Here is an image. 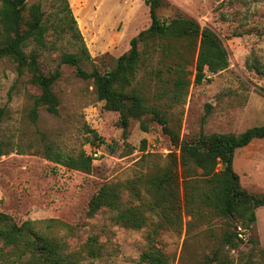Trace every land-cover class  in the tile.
Returning a JSON list of instances; mask_svg holds the SVG:
<instances>
[{"label":"rangeland","instance_id":"374dc122","mask_svg":"<svg viewBox=\"0 0 264 264\" xmlns=\"http://www.w3.org/2000/svg\"><path fill=\"white\" fill-rule=\"evenodd\" d=\"M36 1L51 10V0H28V5ZM70 4L90 53L91 59L82 63L88 71L115 68L119 57L130 50L131 40L152 22L146 0H70ZM158 15L162 20L183 15L214 30L229 51L230 64L217 73L208 72L197 83V52H186L185 42L173 43L172 50H182L192 60L187 67L191 85L180 99H173L176 75L169 67L176 58L165 56L166 42L147 40L139 46L145 60L127 91L135 89L158 105L181 142L264 124V0H163ZM62 45L76 50L67 41ZM40 62L45 72L61 70L54 85L60 106L58 114L41 106L34 119L40 90L29 74L19 75L11 58H0V109L6 110L0 130V212L19 225L32 221L64 252L76 253L78 264H149L143 254L155 250L162 251L169 264H264V206L257 209L251 229L211 213L193 218L185 207L182 229L164 224L148 206L152 199L148 177L165 167L170 155H179L171 137L150 115L130 118L124 131L121 113L107 109L93 80L61 63L59 51L44 52ZM48 147L72 157L85 153L92 159L91 170L70 169L48 159ZM94 149H99V157L91 155ZM234 169L244 188L264 195V138L236 150ZM107 184L119 185L125 207L142 209L143 227L116 222V212L108 208L90 214L93 196ZM235 229L240 240L234 238L238 246L231 248L224 234ZM94 238L95 256L88 254ZM16 264L27 262L24 258Z\"/></svg>","mask_w":264,"mask_h":264},{"label":"trees","instance_id":"16d2710c","mask_svg":"<svg viewBox=\"0 0 264 264\" xmlns=\"http://www.w3.org/2000/svg\"><path fill=\"white\" fill-rule=\"evenodd\" d=\"M50 3L49 12L44 9L42 1L28 5V0H2L0 5V58H11L19 75L29 74L30 81L40 90L32 111L33 118L38 117L41 106L52 114L59 113L60 100L54 85L61 77V70L57 68L45 72L40 62L44 52L59 51L61 63L75 66L78 76L92 79L98 98L105 102V107L121 113L124 131L129 126L130 118L141 120L150 115L179 148V155H170L169 163L148 177V190L152 196L148 206L164 224L172 223L182 229V208L185 207V213L193 218L200 219L211 213L238 220L244 229H251L257 221V209L264 206V195L250 192L242 186L240 175L234 169V157L237 149L249 145L255 139L264 138V124L241 133L202 134L197 141L181 142L179 134L173 132L169 118L158 105L149 103L135 89L127 91L145 60L139 48L140 43L147 40L166 42L163 45L165 56L172 54L176 58L175 65L169 67L176 75L172 98L180 99L191 85L187 67L192 60L182 50H172L171 45L185 42L186 52H197L195 82L202 83L208 72L217 73L230 64L229 51L219 35L209 27H202L197 20L183 15L162 20L158 9L163 5V0H146L152 19L149 28L131 40L130 50L119 57L115 68L105 73L97 68L88 71L82 63L91 59L90 53L78 28L70 0H51ZM63 41L69 42L76 50L64 49ZM5 114L6 110L0 109V130ZM141 126L148 131L144 121H141ZM1 142L0 139L2 152ZM46 154L48 159L70 169L91 170L92 159L85 153L72 157L48 147ZM103 208L115 211L114 220L125 226L139 229L145 225L142 209L123 205L118 184H107L93 196L90 214ZM224 235L231 248L238 246L234 239L240 240L237 229L228 230ZM96 242L94 238L88 250L89 255L95 256L98 250ZM262 253L264 255V249ZM24 258L27 264L79 262L76 253L64 252L56 240L40 234L32 221L19 225L10 215L0 212V264H16ZM143 260L149 264H169L168 258L160 250L144 253Z\"/></svg>","mask_w":264,"mask_h":264},{"label":"built area","instance_id":"2783aa9c","mask_svg":"<svg viewBox=\"0 0 264 264\" xmlns=\"http://www.w3.org/2000/svg\"><path fill=\"white\" fill-rule=\"evenodd\" d=\"M91 155L95 158V157H99L100 156V151L99 149H94L93 152L91 153Z\"/></svg>","mask_w":264,"mask_h":264}]
</instances>
